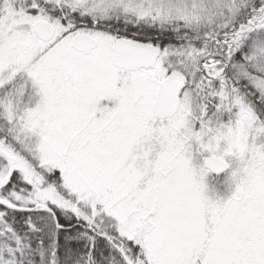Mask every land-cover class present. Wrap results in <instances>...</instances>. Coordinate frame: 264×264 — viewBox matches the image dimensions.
<instances>
[{
  "label": "snow or ice",
  "instance_id": "obj_1",
  "mask_svg": "<svg viewBox=\"0 0 264 264\" xmlns=\"http://www.w3.org/2000/svg\"><path fill=\"white\" fill-rule=\"evenodd\" d=\"M0 264H264V0H0Z\"/></svg>",
  "mask_w": 264,
  "mask_h": 264
}]
</instances>
